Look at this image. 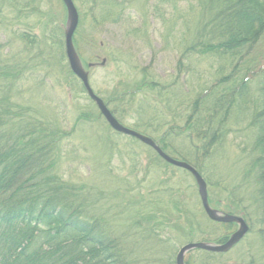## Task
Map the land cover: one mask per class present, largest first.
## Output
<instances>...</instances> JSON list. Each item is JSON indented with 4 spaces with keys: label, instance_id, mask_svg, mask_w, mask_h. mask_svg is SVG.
Masks as SVG:
<instances>
[{
    "label": "rangeland",
    "instance_id": "374dc122",
    "mask_svg": "<svg viewBox=\"0 0 264 264\" xmlns=\"http://www.w3.org/2000/svg\"><path fill=\"white\" fill-rule=\"evenodd\" d=\"M207 1L115 0V11L109 9L104 23L96 25L90 16L91 6L102 0H73L78 14L73 48L93 94L109 111H115L122 126L149 131L153 139L161 141L163 153L194 168L205 181L212 209L223 216L238 209L249 214L248 218L237 216L245 221L248 232L228 255L217 259L218 264H264V213L261 199L256 197L257 172L252 170L260 151L249 125L252 116L247 109L243 113L241 106L233 105L228 124L223 122L224 110L218 111L226 108H218L216 97L206 103L201 99L209 87L230 73L221 59L211 53L198 54L201 48L193 50V44L206 42L215 33L212 17L206 13L201 17L205 5L210 4ZM31 6L25 12L1 15L0 46L10 48L0 51V69L19 64L26 70L12 82L14 86L0 80V100H7L6 110H29L31 122L48 136L53 133L51 128L57 131L60 145L54 154L58 155L61 182L75 194L85 193L80 206L96 213L97 228L104 227L106 236L114 230L121 244L115 246L111 257L127 264H175L182 246L204 243L206 238L213 239L214 233L225 231L207 221L191 173L167 164L141 142L114 132L99 117L98 108L70 67L72 76L68 77L65 64L43 65L51 54L50 40L54 35L56 42L61 38L60 33L49 36L52 25L32 34L38 46L42 45L41 57L20 40L29 24L38 25L52 16L66 21V33L68 13L60 0H38ZM251 91L256 95V88ZM249 108L254 113L255 105ZM12 127L20 129L18 123ZM205 133L215 135L217 141L211 143ZM45 134L43 138L48 137ZM143 196L149 202L142 208ZM234 224L233 234L240 229ZM199 256L190 252L185 260L207 264Z\"/></svg>",
    "mask_w": 264,
    "mask_h": 264
},
{
    "label": "trees",
    "instance_id": "16d2710c",
    "mask_svg": "<svg viewBox=\"0 0 264 264\" xmlns=\"http://www.w3.org/2000/svg\"><path fill=\"white\" fill-rule=\"evenodd\" d=\"M37 1L24 0L25 4L22 5L21 0H0V20L4 13L11 15L18 10L25 12L33 7L32 3L35 4ZM207 2L210 4L205 5L201 17L203 18V13L212 17L211 29L215 33L206 42L193 44L192 46H195L193 50L201 48L198 54L211 53L213 57L221 59L225 62V68L230 69V73L223 75L216 84L209 87L206 91L208 93L203 94L201 99L204 103H206L205 100H212V97L218 99V108L221 106L226 108L218 109V111L224 110L223 122H229L233 105L241 106L240 111L243 113H247L245 111L247 109L252 116L249 125L253 130L252 136L256 137L255 144L260 151L259 156L252 163V170L257 172L259 189L256 197L261 199L259 205L264 213V0H209ZM115 5V0H105V2L102 0L99 5L97 2L92 3L90 12L92 23L96 25L104 23L105 13L109 9L114 12ZM36 13L39 14L38 11ZM26 18L29 19L30 15ZM65 24L66 21L53 16L38 25L29 24L28 31L21 34L20 40H24L26 46H32V53L39 52L41 57L42 45L38 46L40 43L32 34L37 29H39L38 32L42 28L46 31L48 26L52 25L54 29H51L49 36L60 33L61 38L59 42H56L58 37L55 35L52 37L51 50H49L51 54L48 53V59L42 61L43 65L50 64L55 67L56 64L61 66L65 64L68 77H71L65 54ZM201 41H203L202 38ZM3 47L10 48L5 45L0 46V51ZM59 51H61L60 55H58ZM28 59H30L29 56ZM32 61L31 59L30 63ZM5 64L11 63L5 62ZM240 65H242L241 68ZM257 65L260 67L256 68ZM4 68V71L0 69V80L6 84L9 83V86L18 78L20 79L26 70L19 64L4 65ZM221 69L222 67L219 72ZM75 82L80 84L78 81ZM220 87H222L221 90H219ZM251 87L256 88V95L254 91H251ZM143 91L145 92L146 88ZM209 94L210 97H207ZM150 95L160 100L155 93ZM143 97L148 101L147 95L144 94ZM255 99L258 100L255 101ZM8 105L7 100H0V129H4V126L10 128L8 132L4 129L5 142H0V208L2 209L0 211V264H110L111 260L116 261V264H127L111 257V254H115V246L121 244L114 230L110 229V235L106 236L104 227L97 228L96 213L90 212V207L87 211L81 208L79 201L85 198V193L81 192L83 196L80 193L75 194L74 190L65 187L61 182L60 173L57 170L58 155L54 154L60 145L57 142L59 138L55 136L57 131L51 128L53 133L48 136L45 130H38L35 127L37 124L31 122L29 117L32 119L33 116L29 110L24 111L17 107L6 110ZM251 105H255L254 113L250 111ZM110 111L121 123L115 116V111ZM99 117L101 118L100 115ZM21 119L26 121H19ZM12 123H18L20 129L12 127ZM47 128L50 129L49 126ZM134 131L151 138L159 147L162 146L161 141L153 139L149 131L146 132L140 128ZM201 131L195 132L201 135ZM43 134L48 137L43 138ZM205 137L207 140L212 139L211 143L217 141V137L215 138L213 134L205 133ZM106 139L111 146H116L112 140H108L107 137ZM133 140L138 143L135 139ZM196 169L199 170V168ZM206 181L209 183V180ZM78 189L84 191L82 187ZM234 199L238 205L241 203L237 197ZM148 202L149 200L143 196L140 202L141 207L147 206ZM28 213L31 218L25 220L23 214L27 216ZM228 213L246 218L249 215L239 209L234 213ZM207 221L213 227L217 229L222 227L225 231L214 233V238L211 240L206 238L203 240L204 243L223 245L237 228L235 224L218 225L209 219ZM191 253L200 254L201 257H199L204 258L207 264H211L213 260L218 264V258L228 255V253L210 254L200 250ZM185 261L186 264H198L192 258Z\"/></svg>",
    "mask_w": 264,
    "mask_h": 264
},
{
    "label": "water",
    "instance_id": "95a60500",
    "mask_svg": "<svg viewBox=\"0 0 264 264\" xmlns=\"http://www.w3.org/2000/svg\"><path fill=\"white\" fill-rule=\"evenodd\" d=\"M62 2L65 5L67 13H68V19H67L68 23L66 27V33H65V53H66L69 67L72 70V72L82 82L85 90L87 91V95L96 104L100 114L103 116V118L105 119L107 124L110 126V128L118 134L134 138L138 140L139 142H141L142 144L152 148L157 153V155L167 164L172 165L179 169L186 170L189 173H191L197 182L204 212L212 222L224 223V224L236 223L240 225L239 231L233 234L225 245L218 246V245H213V244H208V243H192V244H187L183 246L177 254L176 264H185V256L194 250H202V251L210 252V253L227 252L229 247L234 246L247 234L248 228L245 224V221L241 218L234 217V216H231V217L225 216V215L223 216L220 212L212 210L210 206L208 205L207 193H206L207 187H206L205 181L201 178V176L198 174V172L194 168H192L191 166L185 163L178 162V161L171 159L165 153H163L161 149L150 138L143 136L133 130H130L122 126L114 118L111 112L107 109V107L102 102V100L93 94L90 88L89 82H88V78L86 77L85 73H83L82 70L80 69L81 66L79 65L77 61L75 51L73 48L72 39H73L75 30L78 26L77 10L72 0H62Z\"/></svg>",
    "mask_w": 264,
    "mask_h": 264
},
{
    "label": "bare ground",
    "instance_id": "6f19581e",
    "mask_svg": "<svg viewBox=\"0 0 264 264\" xmlns=\"http://www.w3.org/2000/svg\"><path fill=\"white\" fill-rule=\"evenodd\" d=\"M73 1V0H72ZM66 54V53H65ZM29 57H31V55H29ZM66 59H67V57H66ZM68 62V61H67ZM4 129L7 131H10V128H9V126L7 127V126H4ZM3 128L2 129H0V142H5V130H4ZM7 131V132H8ZM211 208V207H210ZM212 209V208H211ZM2 209L0 208V211H1ZM212 210H214V209H212ZM215 211V210H214ZM231 216H233V215H230V217ZM238 216V215H237ZM236 216V217H237ZM235 217V216H234ZM23 218L25 219V220H28V219H30L31 218V215L28 213V215L27 216H24V214H23ZM208 218V217H207ZM209 219V218H208ZM210 220V219H209ZM211 221V220H210ZM189 244H191V243H189ZM237 245V243L234 245V246H236ZM185 246V245H184ZM234 246H231V247H229L228 248V250H231ZM209 253V252H208ZM110 264H116V261H114V260H111L110 261ZM176 264V263H175Z\"/></svg>",
    "mask_w": 264,
    "mask_h": 264
}]
</instances>
